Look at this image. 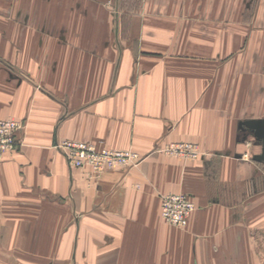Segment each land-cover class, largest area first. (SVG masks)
<instances>
[{"label": "crops", "instance_id": "obj_1", "mask_svg": "<svg viewBox=\"0 0 264 264\" xmlns=\"http://www.w3.org/2000/svg\"><path fill=\"white\" fill-rule=\"evenodd\" d=\"M263 35L264 0H0V121L26 125L0 264H264L263 143L239 126L264 120ZM65 140L144 159L94 173ZM184 143L202 155L166 152ZM168 193L196 203L187 227Z\"/></svg>", "mask_w": 264, "mask_h": 264}, {"label": "built area", "instance_id": "obj_2", "mask_svg": "<svg viewBox=\"0 0 264 264\" xmlns=\"http://www.w3.org/2000/svg\"><path fill=\"white\" fill-rule=\"evenodd\" d=\"M24 124L16 120L0 121V164L6 152L16 148V133ZM57 149L65 152L69 163L75 168L90 169L94 173L112 170L118 167L134 168L143 161V157L133 150H115L103 144H91L80 141L65 140L56 144ZM166 152L187 158L199 156L197 146L177 144ZM196 209L194 200L184 193L161 195V215L171 226L185 228Z\"/></svg>", "mask_w": 264, "mask_h": 264}, {"label": "water", "instance_id": "obj_3", "mask_svg": "<svg viewBox=\"0 0 264 264\" xmlns=\"http://www.w3.org/2000/svg\"><path fill=\"white\" fill-rule=\"evenodd\" d=\"M240 128L249 133L253 134L257 139L261 140L263 143V153L255 157L256 161H264V120L263 119H252L242 121L239 124Z\"/></svg>", "mask_w": 264, "mask_h": 264}, {"label": "rangeland", "instance_id": "obj_4", "mask_svg": "<svg viewBox=\"0 0 264 264\" xmlns=\"http://www.w3.org/2000/svg\"><path fill=\"white\" fill-rule=\"evenodd\" d=\"M263 41H264V35H263ZM263 57H264V49H263ZM256 56V55H255ZM259 56V55H258ZM5 120H16V121H19V122H21V123H23L24 124V122H22V121H20V120H17V119H15V118H8V119H5ZM1 121H4V120H1ZM25 127H26V125L24 124V127L23 128H21V129H19L18 131H17V133H16V142H17V146H16V148L14 149V150H12V151H8V152H6L5 154H4V156H3V160H2V163L0 164V166L3 164V162H4V159H5V157H6V155L8 154V153H11V152H13V151H16L17 150V148L20 146V142H19V140H18V133L20 132V131H22V130H24L25 129ZM246 133V132H245ZM245 133H241L240 134V137H246V135L247 136H249L248 134H245ZM56 146V145H55ZM197 149H198V147H197ZM62 151V150H61ZM198 151H199V155H202V153H201V151H200V149H198ZM64 152V151H63ZM65 153V152H64ZM66 155V154H65ZM67 157V156H66ZM68 160V159H67ZM69 162V161H68ZM70 164V163H69ZM71 165V164H70ZM72 166V165H71ZM73 167V166H72ZM75 168V167H74ZM123 168V167H122Z\"/></svg>", "mask_w": 264, "mask_h": 264}]
</instances>
